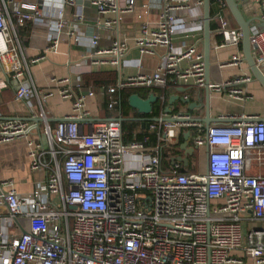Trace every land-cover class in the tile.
Instances as JSON below:
<instances>
[{"label": "built area", "instance_id": "1", "mask_svg": "<svg viewBox=\"0 0 264 264\" xmlns=\"http://www.w3.org/2000/svg\"><path fill=\"white\" fill-rule=\"evenodd\" d=\"M61 1L62 8L44 17L38 3L0 0V69L8 75L2 84H16L15 100L31 114L29 119H7L0 113V145L24 140L31 170L45 173L25 196L10 188V182L2 183L9 188L5 194L0 190V205L9 210L4 220L20 231L24 220L28 229L14 235L0 230V264H264V175L246 174L247 157L264 151V121L214 125L206 132L188 114L170 116L163 110L150 121L141 142L136 137L124 140L119 91L165 88L168 80L206 86L202 43L188 41L189 33L200 27L189 16L195 18L203 0H153L157 8L140 7L139 20L154 10L158 19L155 27L142 28L136 47L145 56L160 49L166 54L154 74L127 77L120 74L122 68L139 63L125 60L129 48L119 36V23L122 15H135V0ZM260 3L264 6V0ZM86 5L95 9L97 26L115 38L110 47L101 48V37L91 34L93 52L86 58L91 70L119 71L117 83L101 90L115 112L111 119L91 115L88 101L96 92L83 87L81 76L52 78L46 88L31 76L26 80L29 65L56 53L63 35L79 44L77 31L87 20ZM214 7L211 21L222 38L218 48L238 50L242 31L226 19L224 0H216ZM66 8L71 14L66 15ZM28 26L32 39L42 29L46 33L37 57L30 58L19 42ZM181 33L184 40L176 44ZM250 45L263 72L264 29L252 27ZM243 58L238 51L228 65L239 67ZM250 82V77L236 78L209 89L240 97L238 87ZM53 98L72 103L71 113L54 124L47 112ZM182 130L192 135L191 147L209 146L199 173L181 171L183 162L175 158L186 156L174 157L172 167L162 169V150L178 146ZM151 138L155 145H149Z\"/></svg>", "mask_w": 264, "mask_h": 264}, {"label": "crops", "instance_id": "2", "mask_svg": "<svg viewBox=\"0 0 264 264\" xmlns=\"http://www.w3.org/2000/svg\"><path fill=\"white\" fill-rule=\"evenodd\" d=\"M122 3L125 0H121ZM195 1V0H193ZM261 0H237L240 11L246 20L254 21L252 27L258 29H264V6L260 3ZM79 3H84L83 0H78ZM17 5L38 3L41 14L45 17L51 12L62 8L61 0H14ZM137 11L135 15L124 14L121 16V22L119 23V36L127 41L128 53L125 57L127 62H137L139 66H124L120 71L123 77L127 76H138V75H152L154 74L159 66L161 65L163 58L166 54L165 49H160L158 54L155 56H145L140 53L135 45V39L141 35L142 28L145 25L149 27H155L157 22V11L154 10L142 20L137 18V14L140 13V7L145 4L153 6V0H135ZM215 8V7H214ZM229 10V9H228ZM72 10L66 8V15L71 14ZM74 12V10H73ZM85 13L87 15L86 22L80 26L77 31V37L79 38V44L74 42V38L62 36L63 40L60 43L59 49L56 53H50L46 56L45 60L40 61L35 65H29L26 80L31 76L33 82L41 88L49 87L52 78H64L66 76H81L84 88H91L96 92L94 99L88 101V109L91 115L96 119H111L115 116V112L108 108L106 97L102 88L108 86H114L119 79V71L116 69H107L102 71L91 70L89 63L86 61L88 55L93 52V48L90 45V35L98 34L101 37L100 47H110L114 41L112 31L100 28L97 26V14L95 9L86 5ZM204 9L198 8L194 10V17L189 16L191 21L196 22L200 27L194 28L192 33H189L191 38L188 40L192 43H202L203 45V15ZM230 13V12H229ZM226 19L230 22L234 28H239L236 22L231 18L228 11H226ZM217 27V24H216ZM41 30L40 35H37L32 39L30 35V26L22 30L19 42L21 46L26 49L27 55L37 57L42 54L44 48V41L46 33ZM183 33L178 35L176 44H180L184 40ZM76 38V36H75ZM222 42V38L219 35L217 28L212 31L211 35V46L212 53L210 58V69L207 74L209 85H221L228 81H232L236 78L250 77L251 82L248 84H242L238 88L242 90L240 97H230L225 93H219L210 90V96L207 97L206 86L199 88L195 84V80H190L186 85L177 84L175 89L171 92L170 97H179L187 99L190 104H182L180 100H175L171 113L174 114V110H178L175 113H186L195 119H204L206 117L207 110L210 113V118L216 119L219 117H236L240 122L243 123L247 118L254 120H264V87L255 79L249 65L244 61L239 67L229 66L231 57L238 51H243L238 48L226 47L218 48ZM204 52V50H203ZM244 57V55H243ZM22 58V57H20ZM245 58H243L244 60ZM188 63L184 62L183 67H187ZM107 72L117 73V80L114 84L109 85H94L93 79L87 83L84 82L85 76L91 74H101ZM97 80H102V76H95ZM206 80V72L204 76ZM8 75L0 69V113L3 118L13 119H29L31 114L26 105L17 102L15 100V83L8 82V87H4L2 82L7 84ZM96 80V79H95ZM97 82V81H96ZM99 82H97L98 84ZM88 86V87H87ZM184 87L185 91L181 92L180 87ZM147 89V88H144ZM144 89L142 88H130L118 92V97L125 91L130 92L131 95L137 94L143 99ZM154 95V94H151ZM158 101H161V97H158ZM157 101V102H158ZM163 101V100H162ZM168 106V105H167ZM72 103L61 101L59 98H53L47 104V112L50 116V121L54 124L55 120L68 115L71 113ZM134 110V109H133ZM120 115L121 110L118 109ZM136 111V110H135ZM137 112V111H136ZM138 113V112H137ZM161 113V112H160ZM139 114V113H138ZM150 118H137L132 119L139 124V131L147 130V122H141L136 120H145ZM122 122L127 119L121 117ZM150 123V122H149ZM189 131L182 130L181 134H184L185 142L187 133ZM192 137V135H191ZM192 138L188 140L189 147L192 145ZM180 141V137H179ZM141 142V141H139ZM184 144V143H183ZM182 144V145H183ZM181 145V148H182ZM205 148H199L192 155H187V163H183V170L185 173H199L202 170L200 159L203 157ZM181 156V155H180ZM186 156L185 152L182 157ZM247 169L246 174L250 176L264 175V151L261 153L253 152L247 157ZM173 162L165 169L166 171L172 167ZM45 173L43 171H32L29 164L28 158V146L24 140L16 141L10 144L0 145V190L3 194L7 192L8 187H4L2 183L10 182V188H13L20 196L32 194L37 186L44 179ZM9 215V210L6 204L0 205V230L4 231L8 235L18 234L19 232L27 231L28 223L22 221L24 231L14 225H10L8 221L4 219ZM245 264H254L253 261L248 260Z\"/></svg>", "mask_w": 264, "mask_h": 264}, {"label": "water", "instance_id": "3", "mask_svg": "<svg viewBox=\"0 0 264 264\" xmlns=\"http://www.w3.org/2000/svg\"><path fill=\"white\" fill-rule=\"evenodd\" d=\"M230 14L232 15L234 21L236 22L237 26L243 33V40H242V51L244 55L245 62L249 65L253 76L255 79L264 87V73L259 69L256 65L254 56L252 54V49L250 45V35L251 29L254 25V21L246 20L243 16L242 12L239 9L237 0H224ZM203 49H204V64H205V72H206V94L207 97L210 96V89H209V80L207 78V74L209 73L210 69V58L212 53V46H211V1L210 0H203ZM181 92L185 91V88L182 86L179 88ZM180 100L182 104H190V101L187 99L179 98V97H170L168 106H166L165 111L167 113H171L173 108L174 101ZM129 105L132 109L136 110L140 115L148 116L153 111L154 104L157 103L158 98L155 95H150L148 99H141L137 94H133L129 97ZM141 122H147V128L149 127L150 121H155V119H145V120H136ZM196 122H201L205 126V131L208 132L209 128L214 125H230V124H238L240 121L236 117H219L216 119L210 118V113L207 110L206 117L204 119H195ZM255 121H264V120H245L244 123H251ZM192 138L190 132L187 133L186 142L182 145V150L185 152L186 157L187 155H192L195 151L198 150L197 147H189L188 140ZM209 152V146L207 145L205 150V161L207 159ZM175 158L177 162L187 163V158Z\"/></svg>", "mask_w": 264, "mask_h": 264}, {"label": "trees", "instance_id": "4", "mask_svg": "<svg viewBox=\"0 0 264 264\" xmlns=\"http://www.w3.org/2000/svg\"><path fill=\"white\" fill-rule=\"evenodd\" d=\"M211 1V9H210V14L211 18L214 15L215 12V2L216 0H210ZM228 14H230L229 10L227 9ZM230 16H232L230 14ZM233 19V17H231ZM234 20V19H233ZM216 24L211 21V31H214L216 29ZM240 49L242 50V45L240 46ZM95 76H102V80H97ZM93 79L94 85H109V84H114L117 80V73L115 72H107V73H95L91 74L90 76H85L83 78L84 82L88 84L90 79ZM96 79V80H95ZM99 82L97 84V82ZM83 82V81H82ZM88 87V86H87ZM176 85L168 80V84L165 88H152V89H144L145 95H143V99H148L151 94L157 95L158 97H161V101L159 100L156 104L153 106V111L150 115L148 116H143L138 114L135 110H133L130 105H129V97L131 96L130 92L125 91L122 93L119 101V108L121 110V117L127 119L126 121L122 122V130L124 132V140L125 142H131L135 139L136 141H142L144 138V135H147L148 132L147 130H141L139 131V124L135 122L132 119H137V118H150L154 119L155 117L159 116L160 112L163 111V109L166 108V106L169 103L170 95L173 89H175ZM163 100V101H162ZM178 110H174V113L177 112ZM184 134H181L180 136V141L178 146L176 147H166L165 149L162 150V158H161V166L162 169L165 170L167 167L172 163L174 157L182 156L184 151L181 150V145L185 143V138L183 136ZM155 138H151V141L149 142V145H155ZM183 166V164H182ZM182 172H184L183 167H182ZM185 173V172H184Z\"/></svg>", "mask_w": 264, "mask_h": 264}, {"label": "rangeland", "instance_id": "5", "mask_svg": "<svg viewBox=\"0 0 264 264\" xmlns=\"http://www.w3.org/2000/svg\"><path fill=\"white\" fill-rule=\"evenodd\" d=\"M203 49V45L202 44H200L199 45V50H202ZM256 54V53H255ZM200 161H201V167H202V170L204 169V155H203V157L200 159Z\"/></svg>", "mask_w": 264, "mask_h": 264}, {"label": "bare ground", "instance_id": "6", "mask_svg": "<svg viewBox=\"0 0 264 264\" xmlns=\"http://www.w3.org/2000/svg\"><path fill=\"white\" fill-rule=\"evenodd\" d=\"M263 70H264V69H263ZM262 73H264V71H263Z\"/></svg>", "mask_w": 264, "mask_h": 264}]
</instances>
